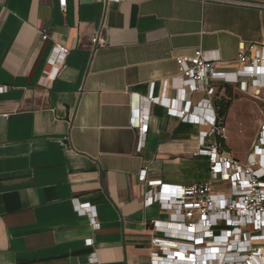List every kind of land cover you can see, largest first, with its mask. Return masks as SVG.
Masks as SVG:
<instances>
[{"label":"crops","instance_id":"0c3cea01","mask_svg":"<svg viewBox=\"0 0 264 264\" xmlns=\"http://www.w3.org/2000/svg\"><path fill=\"white\" fill-rule=\"evenodd\" d=\"M238 1L252 6L65 0L61 12L57 0H0V264H154L151 240L161 235L150 222L167 221L168 213L144 205L141 171L147 181L187 187L208 179V159L192 155L200 125L168 116L147 98L161 96L167 81L165 97L178 100L177 57L200 50L215 72L234 73L240 45L264 48V0ZM98 31L103 42L94 46ZM54 43L68 54L43 87ZM241 82L246 89L210 85L213 103L231 101L222 145L230 156L226 122L234 105L250 100L258 109L246 155L234 157L245 161L264 122V80ZM207 99L205 92L187 97L193 116L203 119ZM143 116L142 138L134 123ZM84 204L96 214L94 228L74 207ZM254 245L264 248V240Z\"/></svg>","mask_w":264,"mask_h":264},{"label":"built area","instance_id":"2783aa9c","mask_svg":"<svg viewBox=\"0 0 264 264\" xmlns=\"http://www.w3.org/2000/svg\"><path fill=\"white\" fill-rule=\"evenodd\" d=\"M104 4L120 5L126 0H95ZM220 4L252 6L251 3L238 0H200ZM61 12L65 11V0H57ZM41 40L48 37L41 34ZM103 42L98 31L92 37L97 46ZM68 54L67 48L54 43L47 60V71L39 79V84L49 87L62 67ZM178 79L183 88L178 90V100L165 97L171 82L165 81L161 96L147 98L149 105H158L166 109L168 116L185 123L198 124L201 127L200 149L193 156H205L208 159V179L190 186H168L159 181H147L144 168L139 181L146 183L144 205L156 204L160 210L168 213L167 221H151L154 232L161 235L151 240L153 251L151 263L154 264H253L264 258V248L254 245L264 240V122L260 126L257 144L247 155L245 161H239L223 151L224 122L218 117L213 103L215 89L212 81L238 84L247 88L241 80L249 79L251 84L262 81L264 77V48H245L240 45L237 63L241 67L234 73H217L214 62L209 61L200 50L191 56L175 59ZM233 78H230V76ZM0 88V92L5 91ZM195 92H205L207 100L203 119L192 115V105L187 97ZM191 112V113H190ZM143 138L147 132V116L140 117L134 123ZM211 140L206 144V140ZM77 214L86 217L91 227H95L96 214L89 205H75ZM251 227V230H246ZM218 232V233H216ZM91 245V240L85 241ZM185 246L184 251L180 247ZM202 246V248H199ZM199 252H204L199 260ZM92 260V259H91ZM199 260V262H198ZM161 261V262H160ZM163 261V262H162ZM168 262V263H167Z\"/></svg>","mask_w":264,"mask_h":264},{"label":"rangeland","instance_id":"374dc122","mask_svg":"<svg viewBox=\"0 0 264 264\" xmlns=\"http://www.w3.org/2000/svg\"><path fill=\"white\" fill-rule=\"evenodd\" d=\"M240 70V68H237ZM237 70V71H238ZM264 79L263 76L258 77L257 79ZM249 80V79H244ZM233 100H236L237 96L230 97ZM259 112L256 108L253 101L243 99L239 100L232 109V113L227 118L226 127L228 130V145L231 150V154L242 160L244 159L247 151V145L250 138V132L253 122H258ZM238 121H240V133L237 132ZM256 124V123H255ZM254 132V130H252Z\"/></svg>","mask_w":264,"mask_h":264},{"label":"trees","instance_id":"16d2710c","mask_svg":"<svg viewBox=\"0 0 264 264\" xmlns=\"http://www.w3.org/2000/svg\"><path fill=\"white\" fill-rule=\"evenodd\" d=\"M230 104H231V101L228 99H220V100L214 101V106L217 109V115L222 120V122H224V119L226 117ZM221 142H222V145L224 146L223 141Z\"/></svg>","mask_w":264,"mask_h":264}]
</instances>
